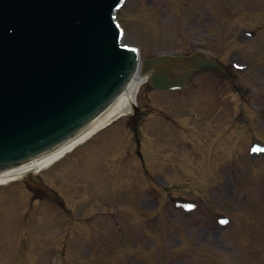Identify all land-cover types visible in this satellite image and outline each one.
Returning a JSON list of instances; mask_svg holds the SVG:
<instances>
[{"label": "rangeland", "instance_id": "374dc122", "mask_svg": "<svg viewBox=\"0 0 264 264\" xmlns=\"http://www.w3.org/2000/svg\"><path fill=\"white\" fill-rule=\"evenodd\" d=\"M118 16L125 41L144 57L201 48L233 68L248 64L249 72L238 70L246 94L222 89L208 73L180 92L143 87L137 116L122 117L38 176L65 195L76 219L108 209L127 224L157 213L166 221L114 235L106 258L104 249L76 242L102 226L74 222L73 244L62 245L61 220L46 213L33 221L41 205L30 203V190L2 186L0 264H61V250L62 264H264V189H254L264 184V155L250 150L264 144V0H127ZM151 184L163 193L159 207L148 202ZM177 195L198 203L197 210L172 202L162 211ZM51 238L61 242L57 248Z\"/></svg>", "mask_w": 264, "mask_h": 264}, {"label": "water", "instance_id": "95a60500", "mask_svg": "<svg viewBox=\"0 0 264 264\" xmlns=\"http://www.w3.org/2000/svg\"><path fill=\"white\" fill-rule=\"evenodd\" d=\"M120 1L0 0V168L63 141L128 83L136 59L119 45ZM151 68L159 87L185 78Z\"/></svg>", "mask_w": 264, "mask_h": 264}, {"label": "bare ground", "instance_id": "6f19581e", "mask_svg": "<svg viewBox=\"0 0 264 264\" xmlns=\"http://www.w3.org/2000/svg\"><path fill=\"white\" fill-rule=\"evenodd\" d=\"M148 76L143 71V64L139 66L136 73L133 74L131 80L123 87L121 94L115 101L100 114L94 121L88 124L85 128L79 129L81 132L75 137L64 142L58 149L42 155L41 157L31 161L28 164H23L15 169L7 170L0 174V184H5L10 181L21 178L27 173L36 175L43 168L48 167L61 156L69 153L77 145L84 144L97 131L104 128L113 119L119 116H126L132 112L138 102V96L142 88L147 84Z\"/></svg>", "mask_w": 264, "mask_h": 264}, {"label": "snow or ice", "instance_id": "6c2138e0", "mask_svg": "<svg viewBox=\"0 0 264 264\" xmlns=\"http://www.w3.org/2000/svg\"><path fill=\"white\" fill-rule=\"evenodd\" d=\"M221 223H227V221H222Z\"/></svg>", "mask_w": 264, "mask_h": 264}]
</instances>
